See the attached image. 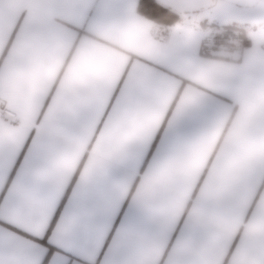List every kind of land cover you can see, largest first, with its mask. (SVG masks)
<instances>
[{
  "label": "crops",
  "instance_id": "crops-1",
  "mask_svg": "<svg viewBox=\"0 0 264 264\" xmlns=\"http://www.w3.org/2000/svg\"><path fill=\"white\" fill-rule=\"evenodd\" d=\"M157 1L182 19L140 0H0V197L18 198L0 202V264H40L65 191L47 239L72 264H264V0ZM230 24L243 46L206 51ZM85 191L129 211L68 246Z\"/></svg>",
  "mask_w": 264,
  "mask_h": 264
},
{
  "label": "snow or ice",
  "instance_id": "snow-or-ice-1",
  "mask_svg": "<svg viewBox=\"0 0 264 264\" xmlns=\"http://www.w3.org/2000/svg\"><path fill=\"white\" fill-rule=\"evenodd\" d=\"M11 175V173H9ZM69 199V194L67 191L62 194L55 204V207L52 211L51 219L49 221V228L43 236L39 237L41 241L47 243L45 248L43 259L40 264H48L49 260H52L57 253L67 254L69 256L68 261L65 264H72L71 262V253L67 251V248L59 244L52 243L48 240L49 233L52 231L51 224L53 222L59 223L58 217L63 219L65 217L66 201ZM0 202L10 203L15 207L18 203V198L15 196L12 197H0ZM126 204L119 203L114 206L112 209H101L95 202L94 196L85 191L79 195V197L74 202V211L68 216L67 223L69 225L70 231L66 235V244L68 246H74L77 242V237L83 232H92L95 227L103 222L107 223L111 221L113 225L122 221V217L128 212ZM3 223H11L10 220L0 221ZM11 242V241H9ZM53 264H59V262L53 260Z\"/></svg>",
  "mask_w": 264,
  "mask_h": 264
},
{
  "label": "built area",
  "instance_id": "built-area-1",
  "mask_svg": "<svg viewBox=\"0 0 264 264\" xmlns=\"http://www.w3.org/2000/svg\"><path fill=\"white\" fill-rule=\"evenodd\" d=\"M174 28L171 24H164L161 22H153L151 26V35L154 39L169 43L171 41L173 35ZM225 33L224 30L220 31V34L217 32H212L210 34L205 35L203 46L206 51H211L214 47L222 46V45H234L236 47L243 46V37L234 33ZM225 40L228 42L225 43ZM5 109L2 111V114H6ZM12 117H15L14 114H11ZM10 116V117H11Z\"/></svg>",
  "mask_w": 264,
  "mask_h": 264
},
{
  "label": "trees",
  "instance_id": "trees-1",
  "mask_svg": "<svg viewBox=\"0 0 264 264\" xmlns=\"http://www.w3.org/2000/svg\"><path fill=\"white\" fill-rule=\"evenodd\" d=\"M140 7L142 8H148L153 10L155 13L160 14L165 18L166 22H174V21H179L182 19V15L171 9L170 7L158 2L157 0H140ZM224 32L223 34H228V33H234V24L227 25L226 27H223ZM53 223L51 224L52 227Z\"/></svg>",
  "mask_w": 264,
  "mask_h": 264
},
{
  "label": "rangeland",
  "instance_id": "rangeland-1",
  "mask_svg": "<svg viewBox=\"0 0 264 264\" xmlns=\"http://www.w3.org/2000/svg\"><path fill=\"white\" fill-rule=\"evenodd\" d=\"M228 42V40H225V43Z\"/></svg>",
  "mask_w": 264,
  "mask_h": 264
}]
</instances>
